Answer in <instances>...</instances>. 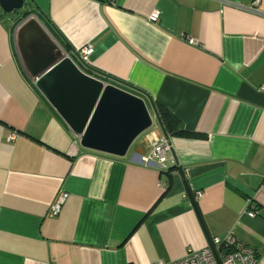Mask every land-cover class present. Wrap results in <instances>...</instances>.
I'll return each instance as SVG.
<instances>
[{"label":"crops","instance_id":"obj_1","mask_svg":"<svg viewBox=\"0 0 264 264\" xmlns=\"http://www.w3.org/2000/svg\"><path fill=\"white\" fill-rule=\"evenodd\" d=\"M27 7L86 73L195 136L169 137L165 171L137 157L145 136H165L156 120L123 159L81 149L22 71L13 36L22 17L0 11V264L168 263L227 232L264 264V0Z\"/></svg>","mask_w":264,"mask_h":264},{"label":"water","instance_id":"obj_2","mask_svg":"<svg viewBox=\"0 0 264 264\" xmlns=\"http://www.w3.org/2000/svg\"><path fill=\"white\" fill-rule=\"evenodd\" d=\"M24 6L25 0H0L4 15H18ZM13 36L25 76L79 138L81 149L123 159L154 120L158 123L143 97L81 69L34 14L17 23ZM144 140L146 148L137 157L149 149L147 136Z\"/></svg>","mask_w":264,"mask_h":264},{"label":"built area","instance_id":"obj_3","mask_svg":"<svg viewBox=\"0 0 264 264\" xmlns=\"http://www.w3.org/2000/svg\"><path fill=\"white\" fill-rule=\"evenodd\" d=\"M157 18V14H151L148 19L154 23ZM91 53V48H83L77 52V57L81 63L85 64ZM13 138L14 135H11L9 139L13 140ZM170 151L169 137L163 136L159 139L150 140L149 149L144 155L139 157V162L146 167L165 171L167 170V155ZM196 195L197 198L202 196L199 193H196ZM66 198V193H59L50 206L48 212L49 217L59 215ZM248 216L254 217L255 212H248ZM155 264H257V261L250 248L234 238L230 232H227L222 238H212L202 250H187L178 260H173L168 263L158 261Z\"/></svg>","mask_w":264,"mask_h":264},{"label":"trees","instance_id":"obj_4","mask_svg":"<svg viewBox=\"0 0 264 264\" xmlns=\"http://www.w3.org/2000/svg\"><path fill=\"white\" fill-rule=\"evenodd\" d=\"M30 13L26 12L23 14L22 19L26 18ZM40 22L41 19L37 17ZM20 19V20H22ZM19 20V21H20ZM137 94V93H135ZM138 95V94H137ZM140 96V95H139ZM156 114L158 119V124L166 137H175V136H195L194 134H189L181 130L180 122L175 118L171 113L164 110L163 108L156 107Z\"/></svg>","mask_w":264,"mask_h":264},{"label":"rangeland","instance_id":"obj_5","mask_svg":"<svg viewBox=\"0 0 264 264\" xmlns=\"http://www.w3.org/2000/svg\"><path fill=\"white\" fill-rule=\"evenodd\" d=\"M27 3H28V0H25V6L23 8H25V9L28 8L27 5H26ZM25 9H23V10H25ZM7 16H11V17H14L15 19H17V15H7ZM151 130L152 129H150L149 131H151ZM140 139H141V137L138 138L133 145H135Z\"/></svg>","mask_w":264,"mask_h":264},{"label":"flooded vegetation","instance_id":"obj_6","mask_svg":"<svg viewBox=\"0 0 264 264\" xmlns=\"http://www.w3.org/2000/svg\"><path fill=\"white\" fill-rule=\"evenodd\" d=\"M24 12L26 13V10H24V11H23V12H21V13H19V14L17 15V17H18V16L22 17V16H23V14H24Z\"/></svg>","mask_w":264,"mask_h":264}]
</instances>
